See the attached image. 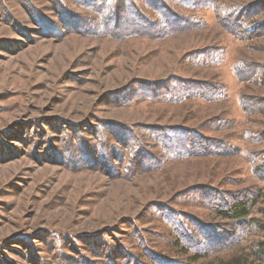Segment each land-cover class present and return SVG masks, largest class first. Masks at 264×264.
<instances>
[{"label":"rangeland","instance_id":"1","mask_svg":"<svg viewBox=\"0 0 264 264\" xmlns=\"http://www.w3.org/2000/svg\"><path fill=\"white\" fill-rule=\"evenodd\" d=\"M236 260L264 264V0H0V264Z\"/></svg>","mask_w":264,"mask_h":264},{"label":"trees","instance_id":"2","mask_svg":"<svg viewBox=\"0 0 264 264\" xmlns=\"http://www.w3.org/2000/svg\"><path fill=\"white\" fill-rule=\"evenodd\" d=\"M183 7L185 8L184 10H186L188 12H195V11L200 9V7L193 6V5L192 6H190V5L189 6H183ZM173 16H175V13H173L171 11L168 14L165 13L163 15L161 14V16H160L161 18L164 17L165 19H167V21L164 22L162 25L163 30L161 33L164 36H170V35L174 34L175 32H177L178 28H180V30H182V31L188 30L193 25V23L190 21V19H187V18L186 19L181 18L179 20L177 18H174V19L170 20V18H172ZM173 20L176 21V24H174V25H176V27L170 26L171 23H173ZM161 24H162V22L157 24V26H160ZM248 207H249L248 201L247 202H245V201L239 202L238 201L237 203L233 204L229 210L222 211L221 215H223V217L225 219H228V220H235V221L242 220V219L248 217V215H249V208ZM201 258L202 257H200V256L196 257L195 262H198ZM237 262L238 261L236 260V261H232V262H229L226 264H239Z\"/></svg>","mask_w":264,"mask_h":264}]
</instances>
